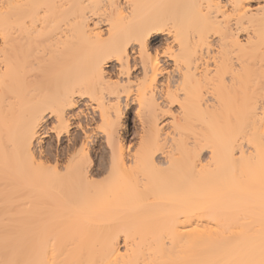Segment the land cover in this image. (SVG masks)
<instances>
[{"label":"bare ground","instance_id":"6f19581e","mask_svg":"<svg viewBox=\"0 0 264 264\" xmlns=\"http://www.w3.org/2000/svg\"><path fill=\"white\" fill-rule=\"evenodd\" d=\"M261 259V0H0V264Z\"/></svg>","mask_w":264,"mask_h":264},{"label":"rangeland","instance_id":"374dc122","mask_svg":"<svg viewBox=\"0 0 264 264\" xmlns=\"http://www.w3.org/2000/svg\"><path fill=\"white\" fill-rule=\"evenodd\" d=\"M155 47H159V43L158 42H155L154 43ZM153 45V46H154ZM133 106L132 105H129L126 110H125V115L122 119V123H123V127H124V130H125V138L128 140H133L135 138V135H133L134 132H136V128H137V124L135 123L134 119H133V114L131 113L132 112V108ZM87 113V111H84ZM89 113V114H88ZM85 117L87 116V118L90 116V117H93V114L92 112H88ZM92 115V116H91ZM86 118L87 120H90L91 118ZM92 120V121H91ZM90 121H88L89 123L93 124V121L94 119H91ZM135 127V128H134ZM134 130V131H133ZM133 131V133H131ZM133 135V136H131ZM128 140V141H129ZM96 138H94V145L96 144Z\"/></svg>","mask_w":264,"mask_h":264},{"label":"snow or ice","instance_id":"6c2138e0","mask_svg":"<svg viewBox=\"0 0 264 264\" xmlns=\"http://www.w3.org/2000/svg\"><path fill=\"white\" fill-rule=\"evenodd\" d=\"M261 10L262 11H264V0H261ZM165 54H167V52L165 53ZM160 55V53L159 52H157V57ZM103 125H101V128L103 129ZM57 129L54 127L53 128V131H56ZM259 264H264V259H261L260 260V262H259Z\"/></svg>","mask_w":264,"mask_h":264}]
</instances>
